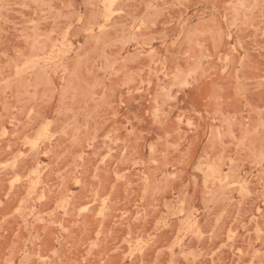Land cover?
<instances>
[{
	"label": "rangeland",
	"instance_id": "374dc122",
	"mask_svg": "<svg viewBox=\"0 0 264 264\" xmlns=\"http://www.w3.org/2000/svg\"><path fill=\"white\" fill-rule=\"evenodd\" d=\"M0 264H264V0H0Z\"/></svg>",
	"mask_w": 264,
	"mask_h": 264
}]
</instances>
